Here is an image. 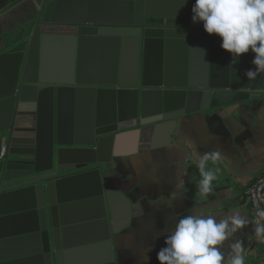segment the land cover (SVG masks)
<instances>
[{
    "label": "water",
    "instance_id": "obj_1",
    "mask_svg": "<svg viewBox=\"0 0 264 264\" xmlns=\"http://www.w3.org/2000/svg\"><path fill=\"white\" fill-rule=\"evenodd\" d=\"M31 1L35 18L0 51V264H117L115 236L132 213L106 188L116 135L138 128L164 148L180 118L257 98L264 75L249 81L255 54L237 69L222 39L193 22L196 0ZM100 44L107 65L89 70L85 54ZM58 50L65 66L49 69ZM81 110L87 125L66 143L72 123L61 116ZM195 192L184 197L203 202Z\"/></svg>",
    "mask_w": 264,
    "mask_h": 264
},
{
    "label": "crops",
    "instance_id": "obj_2",
    "mask_svg": "<svg viewBox=\"0 0 264 264\" xmlns=\"http://www.w3.org/2000/svg\"><path fill=\"white\" fill-rule=\"evenodd\" d=\"M157 1L162 6L180 2ZM35 15L31 0H0V51L11 34L27 27ZM95 30L82 27L78 33L93 34ZM108 58L102 44L93 46L84 57L92 71L106 67ZM47 64L52 70L64 68L62 50L51 54ZM243 64L242 58L235 62L237 69ZM66 113L61 116V125L64 128L72 123L73 133L64 139L69 143L76 138L74 129L85 128L88 116L84 110L78 117ZM116 136L119 156L105 174L106 188L123 193L131 202L132 213L131 225L115 236L117 264H160L158 254L167 247L168 233L179 219L195 212L215 216L218 222L235 211L254 219L245 190L264 175V93L245 103L180 118L171 143L164 148L152 150L151 137L142 136L138 128ZM210 150L223 155L217 165L209 164V168L218 169L213 182L218 191L206 201L193 204L184 194L188 188L197 187L201 179L196 167L198 154ZM193 199L197 200L196 192ZM119 207L117 211L122 213ZM236 238L244 242L245 264H264V243L255 239L253 225L237 233ZM222 251L227 256V244Z\"/></svg>",
    "mask_w": 264,
    "mask_h": 264
},
{
    "label": "clouds",
    "instance_id": "obj_3",
    "mask_svg": "<svg viewBox=\"0 0 264 264\" xmlns=\"http://www.w3.org/2000/svg\"><path fill=\"white\" fill-rule=\"evenodd\" d=\"M192 11L194 23H203L208 35L222 39L221 47L232 55L233 63L250 52L255 54L256 70L245 73L249 81L264 75V0H196ZM222 156L218 150L198 154L197 201L212 194L218 169L209 164L217 165ZM249 225L254 226L255 239L264 243L262 208L255 209L252 220L240 211L219 222L215 216L199 212L187 215L168 233L167 247L158 254L160 264H245L244 242L236 236ZM226 244L230 249L227 256L222 251Z\"/></svg>",
    "mask_w": 264,
    "mask_h": 264
},
{
    "label": "built area",
    "instance_id": "obj_4",
    "mask_svg": "<svg viewBox=\"0 0 264 264\" xmlns=\"http://www.w3.org/2000/svg\"><path fill=\"white\" fill-rule=\"evenodd\" d=\"M3 150L1 156H4ZM245 194L251 204L253 213L257 207L264 209V175H262L255 183L248 186L245 190Z\"/></svg>",
    "mask_w": 264,
    "mask_h": 264
},
{
    "label": "flooded vegetation",
    "instance_id": "obj_5",
    "mask_svg": "<svg viewBox=\"0 0 264 264\" xmlns=\"http://www.w3.org/2000/svg\"><path fill=\"white\" fill-rule=\"evenodd\" d=\"M35 18V17H34Z\"/></svg>",
    "mask_w": 264,
    "mask_h": 264
}]
</instances>
